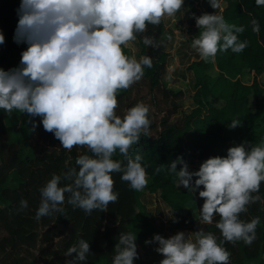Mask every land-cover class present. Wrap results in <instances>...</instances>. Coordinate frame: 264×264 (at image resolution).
<instances>
[{
    "label": "clouds",
    "instance_id": "clouds-1",
    "mask_svg": "<svg viewBox=\"0 0 264 264\" xmlns=\"http://www.w3.org/2000/svg\"><path fill=\"white\" fill-rule=\"evenodd\" d=\"M208 3L214 13H193L200 31L192 38L191 47L205 63H215L217 54L229 49L242 53L250 43L239 39L245 27L226 22L222 0ZM255 3L264 6V0ZM184 4L185 0H20L13 40L27 47L17 67H0V109L33 118L28 121L33 131L38 126L34 118L39 117L44 131L52 133L65 150L76 147L91 153L78 155L77 168L62 176L53 174L40 188L37 221L63 213L66 194L67 204L74 209L89 215L94 210L107 212L119 195L114 191L113 173H121V180L132 190L147 187L142 156L137 153L133 158L130 152L141 135L150 134V108L140 102L123 116L116 110L118 94L141 81L144 68H152L153 61L150 56L129 57L124 48L145 33L148 25L159 26L165 18L175 17ZM250 23L253 33L259 35V22L254 18ZM167 40L172 36L167 35ZM4 43L0 31V45ZM142 43L160 46L147 35ZM240 124L234 119L228 127L235 129ZM117 152L123 160L113 159ZM168 171L178 188L199 192L204 203L194 216L200 225L212 224L219 217L215 227L224 242L253 244L259 218L248 222L240 216L249 205L264 203L259 195L264 182V141L231 146L226 156L206 159L197 171H190L187 161L178 156ZM62 179L68 181L64 186ZM28 207V201L22 199L18 211ZM152 244L163 257L159 264H230V253L203 227L168 238L155 234L145 241V245ZM90 253V243L80 239L65 253L71 257L66 264H79ZM137 259V236L121 232L112 264H134Z\"/></svg>",
    "mask_w": 264,
    "mask_h": 264
},
{
    "label": "trees",
    "instance_id": "trees-1",
    "mask_svg": "<svg viewBox=\"0 0 264 264\" xmlns=\"http://www.w3.org/2000/svg\"><path fill=\"white\" fill-rule=\"evenodd\" d=\"M19 3L20 0H0V31L5 36V43L0 45V67L5 70L19 65L21 53L27 47L13 40ZM222 3L225 20L245 27L239 39L248 40L249 46L239 54L230 49L219 52L215 63H205L199 58L188 65L194 77L192 99L195 107L180 117L177 113L183 92L173 91L162 80L168 57L161 39L163 22L159 26L148 25L145 33L137 35V58L150 56L153 67H145L142 80L118 94L116 111L123 116L127 109L140 102L150 108V134L141 135L139 144L130 152L133 158L137 153L142 156L148 185L142 191L132 190L121 180V173H113L114 191L119 195L117 202L109 204L107 212L94 210L89 215L82 209H74L67 204L66 194L65 203L61 205L63 213H53L37 221L35 214L41 200L40 188L53 174L62 176L77 168L78 155L91 153L76 147L65 150L52 133L44 131L39 117L34 118L38 126L33 131L28 122L33 118L13 111L10 115L16 116L18 123L11 127L4 125L5 117L0 112V196L5 200L0 208V264H66L71 257H66L65 253L69 247L78 245L80 239L90 243L91 253L79 264H112L121 232L135 234L137 244L139 240H150L158 234L142 201L144 191L155 190H160V198L170 208L167 223L171 230L195 232L203 227L213 233L217 242L230 253V264H264V203L249 205L248 211L240 216L250 222L262 213L256 240L251 246L243 241L233 245L224 242L220 230L215 227L219 217H215L212 224H199L195 216L199 215L204 203L199 192L178 188L173 182L174 175L168 171L172 160L178 156H183L190 171H197L200 166L195 167L196 162L226 156L231 146L264 141V83L261 85L254 79L248 84L240 79L245 72L253 70L258 74L263 71L264 6L257 7L255 0H222ZM254 18L260 25L259 35L252 31L250 21ZM199 31L197 28L195 36ZM144 35L160 46L144 45ZM124 52L127 55V47ZM214 65L218 72L212 76L210 70ZM217 99L223 101L221 106L209 103ZM204 102L208 105L206 113L202 114ZM234 119L241 124L230 129L228 125ZM23 142L27 143V149L22 146ZM113 159L123 160V157L117 152ZM157 168H161L158 173ZM11 174L15 175V181L9 180ZM65 183L68 181L62 179L61 186ZM259 195L264 199V182ZM22 199L28 201L29 207L18 211ZM154 249L155 244L146 245L148 258L145 259L138 245L139 259L134 264H157Z\"/></svg>",
    "mask_w": 264,
    "mask_h": 264
},
{
    "label": "rangeland",
    "instance_id": "rangeland-1",
    "mask_svg": "<svg viewBox=\"0 0 264 264\" xmlns=\"http://www.w3.org/2000/svg\"><path fill=\"white\" fill-rule=\"evenodd\" d=\"M216 10L211 8L208 0H185L184 8L180 12L176 13L173 18H165L163 22V31L161 34V39L163 41L164 50L168 53L166 60L165 73L162 80L166 87L172 89L173 91H182L183 97L180 99V108L178 110L177 116H181L184 112H189L195 103L193 102L192 95L195 91L193 86L194 77L191 71L188 69V65L199 59L197 52L191 47V40L195 37L197 27L195 25V20L192 18L193 13L196 16L201 14L214 13ZM219 10H217V13ZM227 22V21H226ZM231 24V22H228ZM233 24V23H232ZM167 35L172 36V40H167ZM127 55L129 57L135 56L139 52V47L136 41L130 42L127 46ZM138 60V58H137ZM263 71L256 74L253 70L241 74V81L244 83L251 84L255 79L259 84L264 83V61L261 63ZM218 69L214 65L210 70L212 76L216 75ZM209 103L216 106H221L223 104L222 100H212ZM208 102H204L202 105V114L206 113ZM0 112L4 115L5 120L9 121L12 118L9 113H6L3 109ZM4 125H8L4 122ZM22 146L27 149V143L23 142ZM201 162H196L195 167H199ZM10 181H15V175L11 174ZM182 187V186H181ZM1 189V185H0ZM160 190H155L152 192L144 191L142 195V201L144 202L145 211L149 216L150 221L157 227L158 234L168 238L177 232L173 231L168 226V219L170 218V208L159 196ZM4 199L0 196V208L3 207ZM139 211V210H138ZM137 211L136 218L139 217V212ZM262 213H260L259 221H261ZM188 233V232H186ZM139 249L143 258L147 259V250L144 240L138 241ZM155 247L157 245L155 244ZM154 258L157 264L163 259V257L154 250Z\"/></svg>",
    "mask_w": 264,
    "mask_h": 264
},
{
    "label": "crops",
    "instance_id": "crops-1",
    "mask_svg": "<svg viewBox=\"0 0 264 264\" xmlns=\"http://www.w3.org/2000/svg\"><path fill=\"white\" fill-rule=\"evenodd\" d=\"M5 121L11 127H15L17 125V123H18V120H17L16 116H13L12 118H9V121H7V120H5Z\"/></svg>",
    "mask_w": 264,
    "mask_h": 264
}]
</instances>
